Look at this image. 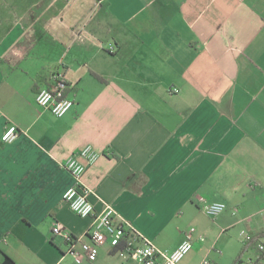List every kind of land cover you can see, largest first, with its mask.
I'll return each mask as SVG.
<instances>
[{
  "label": "crops",
  "instance_id": "1",
  "mask_svg": "<svg viewBox=\"0 0 264 264\" xmlns=\"http://www.w3.org/2000/svg\"><path fill=\"white\" fill-rule=\"evenodd\" d=\"M53 69L75 100L62 117L36 102ZM10 123L18 136L3 142ZM88 144L102 153L84 175L96 213L112 204L167 251L195 227L181 264L256 259L264 0H0V264H141L110 244L77 263L52 231L93 223L62 199L73 183L63 164ZM199 196L228 207L212 220ZM229 228L257 241L223 248Z\"/></svg>",
  "mask_w": 264,
  "mask_h": 264
},
{
  "label": "built area",
  "instance_id": "2",
  "mask_svg": "<svg viewBox=\"0 0 264 264\" xmlns=\"http://www.w3.org/2000/svg\"><path fill=\"white\" fill-rule=\"evenodd\" d=\"M69 88L65 74L59 70H51L47 76V83L37 92V104L51 111L55 116L62 117L68 113L75 100L68 96ZM18 136V126L10 123L2 134L3 142H12ZM101 152L91 144L73 153L63 167L73 176V183L63 194V201L82 217L94 216L93 223L85 235L78 236L68 230L59 221L53 223L52 231L61 236L70 246L71 254L77 263L94 261L99 255L100 248L105 244L120 251L121 254L137 259L141 264H181L182 260L193 249L195 227L185 231V237L181 243L171 251L158 248L150 239L139 232L135 226L127 220H117L119 214L112 204L106 203L102 212L96 213L95 207L89 198L90 189L84 183V175L87 168L94 164ZM201 209L210 217L216 218L228 207L223 201H209L203 196L198 198ZM237 209H234V213ZM241 238L244 242L253 239L252 234L242 230ZM199 239L204 240L200 235ZM259 254L256 259L239 260L236 264H257L264 257V243L257 244Z\"/></svg>",
  "mask_w": 264,
  "mask_h": 264
},
{
  "label": "rangeland",
  "instance_id": "3",
  "mask_svg": "<svg viewBox=\"0 0 264 264\" xmlns=\"http://www.w3.org/2000/svg\"><path fill=\"white\" fill-rule=\"evenodd\" d=\"M212 220H215V218H213ZM216 220H217V218H216ZM233 230H234V228H229L227 231H225V232L223 231V236L221 237V240H220V243H221V245H223V248L227 244H229V245L235 244L238 240H239V242L241 241V237H240L239 233L235 232ZM223 252H224V250H223ZM244 260L245 261L249 260V256L246 253L244 254Z\"/></svg>",
  "mask_w": 264,
  "mask_h": 264
},
{
  "label": "trees",
  "instance_id": "4",
  "mask_svg": "<svg viewBox=\"0 0 264 264\" xmlns=\"http://www.w3.org/2000/svg\"><path fill=\"white\" fill-rule=\"evenodd\" d=\"M257 241V237L253 238L251 241L247 242V244H245V246H243V251L241 252V254H243V252L250 247V245H253L255 242ZM258 247V245H257ZM259 251V249H258ZM241 258H238L237 261H239ZM257 264H261L260 262H258Z\"/></svg>",
  "mask_w": 264,
  "mask_h": 264
}]
</instances>
